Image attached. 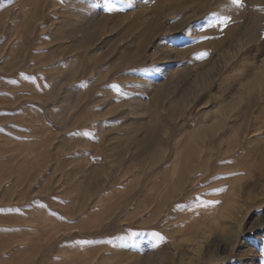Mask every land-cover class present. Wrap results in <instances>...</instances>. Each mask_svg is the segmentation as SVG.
Wrapping results in <instances>:
<instances>
[{
	"label": "rangeland",
	"instance_id": "374dc122",
	"mask_svg": "<svg viewBox=\"0 0 264 264\" xmlns=\"http://www.w3.org/2000/svg\"><path fill=\"white\" fill-rule=\"evenodd\" d=\"M263 158L264 0H0V264H264Z\"/></svg>",
	"mask_w": 264,
	"mask_h": 264
},
{
	"label": "bare ground",
	"instance_id": "6f19581e",
	"mask_svg": "<svg viewBox=\"0 0 264 264\" xmlns=\"http://www.w3.org/2000/svg\"><path fill=\"white\" fill-rule=\"evenodd\" d=\"M258 17V16H257ZM256 17V18H257ZM260 20H261V17H260ZM258 22V21H257ZM228 26V25H227ZM217 46V45H216ZM216 46H215V49H216ZM218 47V46H217ZM219 49V48H218ZM221 49V48H220ZM222 51H223V49H221ZM220 51V50H219ZM217 52V51H216ZM216 54H218V53H216ZM217 56V55H216ZM213 59H215V58H213ZM214 61V60H213ZM216 61V60H215ZM254 105H255V102H254V100L253 101H251L250 103H249V106L250 107H254ZM262 111V108L260 107V109H258L257 110V112H261ZM252 116H253V114H252ZM254 117V116H253ZM221 124H219V122H215L214 124H213V127H219ZM262 128V127H261ZM253 130H255V131H257V130H259L258 128L257 129H253ZM260 150V149H259ZM189 157H191V156H189ZM264 159V158H263ZM189 160V159H188ZM253 160V159H252ZM243 164V163H242ZM237 165V164H236ZM260 165V164H259ZM235 167V166H234ZM234 167H232L231 165H230V168H234ZM239 167V169L240 168H242V166L241 165H239L238 166ZM263 168V167H262ZM195 169V168H194ZM264 169V168H263ZM185 170V169H184ZM188 170V169H187ZM187 170H185V172L184 173H186V171ZM240 170H242V169H240ZM190 171H192V170H190ZM258 171V170H257ZM189 172V171H188ZM262 172L264 173V170H262ZM262 172L260 171V174L262 175V176H264V174H262ZM195 173V172H194ZM188 174V173H187ZM260 177V176H259ZM231 182V181H230ZM260 182V181H259ZM255 184V183H254ZM259 184V183H258ZM180 185V184H179ZM182 187V186H181ZM228 188H229V186H228ZM235 188H236V186L234 185V183L232 182V184H231V187H230V193L231 194H233V191L235 190ZM180 190H183L182 188H180ZM228 193V192H227ZM193 195V194H192ZM190 198H192V196L190 195L189 196V199ZM178 200V199H177ZM181 200V199H180ZM229 200V199H228ZM258 200H257V198L256 197H250V196H248V198H246L245 200H244V203L246 204V207H249L251 204H253V203H255V202H257ZM181 202V201H180ZM231 202V201H230ZM181 206H182V204H181ZM154 209V208H153ZM252 211V210H251ZM182 222V221H181ZM201 238V239H200ZM199 239L196 237L194 240H193V242H194V250L193 251H196L195 252V254L197 253L198 255L196 256V257H194L193 259H191V261H190V263L189 264H194L195 262H198L201 258L203 259V258H206V259H210V260H213V256H214V254H212V253H210L209 251H208V244H211V242H213L214 240H217L216 239V237H215V235H213V234H210V235H208V233L206 234H204V235H202L201 237H200ZM230 240V237H227L225 240H222L224 243H223V248L224 247H227V246H224V245H226V244H228V241ZM192 249H193V247H192ZM211 251V250H210ZM160 258H162V257H160ZM125 261V258L124 257H120V261H119V263H123Z\"/></svg>",
	"mask_w": 264,
	"mask_h": 264
},
{
	"label": "snow or ice",
	"instance_id": "6c2138e0",
	"mask_svg": "<svg viewBox=\"0 0 264 264\" xmlns=\"http://www.w3.org/2000/svg\"><path fill=\"white\" fill-rule=\"evenodd\" d=\"M233 2H234V3H240L241 0H233ZM107 10H108L109 12H111V11L113 10V6H112L111 4H108V6H107ZM202 55H203V54H202ZM212 203H218V201H213ZM156 235H159V234H156Z\"/></svg>",
	"mask_w": 264,
	"mask_h": 264
}]
</instances>
